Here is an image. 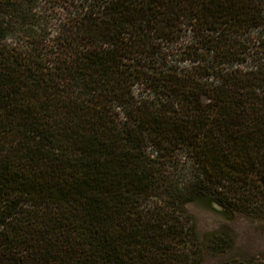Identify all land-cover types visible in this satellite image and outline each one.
Listing matches in <instances>:
<instances>
[{
  "label": "trees",
  "instance_id": "trees-1",
  "mask_svg": "<svg viewBox=\"0 0 264 264\" xmlns=\"http://www.w3.org/2000/svg\"><path fill=\"white\" fill-rule=\"evenodd\" d=\"M190 203L264 219V0H0V264L227 255Z\"/></svg>",
  "mask_w": 264,
  "mask_h": 264
},
{
  "label": "rangeland",
  "instance_id": "rangeland-1",
  "mask_svg": "<svg viewBox=\"0 0 264 264\" xmlns=\"http://www.w3.org/2000/svg\"><path fill=\"white\" fill-rule=\"evenodd\" d=\"M187 209L195 217L200 234L212 231H228L234 237V246L227 255L205 254L204 264H215L227 256L239 259H257L264 263V219L236 214L227 218L204 205L190 203Z\"/></svg>",
  "mask_w": 264,
  "mask_h": 264
}]
</instances>
